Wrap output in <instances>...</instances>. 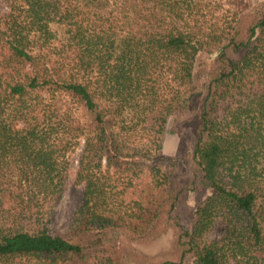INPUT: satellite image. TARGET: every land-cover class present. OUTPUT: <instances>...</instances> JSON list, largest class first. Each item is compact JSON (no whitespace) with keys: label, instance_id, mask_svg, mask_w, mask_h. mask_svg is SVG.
Masks as SVG:
<instances>
[{"label":"trees","instance_id":"1","mask_svg":"<svg viewBox=\"0 0 264 264\" xmlns=\"http://www.w3.org/2000/svg\"><path fill=\"white\" fill-rule=\"evenodd\" d=\"M247 7L0 0V264H124L117 238L148 240L161 215L177 252L148 264H264V11L246 22ZM202 94L186 151L162 154ZM76 152L81 196L52 233Z\"/></svg>","mask_w":264,"mask_h":264},{"label":"rangeland","instance_id":"2","mask_svg":"<svg viewBox=\"0 0 264 264\" xmlns=\"http://www.w3.org/2000/svg\"><path fill=\"white\" fill-rule=\"evenodd\" d=\"M248 7L245 9V20L257 18L264 11V0H246ZM246 24L241 27V37L246 35ZM229 55L235 56L234 53ZM217 64L213 55H200L197 57L194 74L198 82L205 81V75L209 73ZM204 94L193 98L185 115L174 117L176 123H181L179 127L173 129V133L166 136L161 153L167 156L181 157L186 151L184 138L186 133L180 128L190 126L193 128L197 122L200 106ZM77 152L70 156V167L68 176L65 180L62 196L58 203L54 206L51 216L49 228L52 233H62L68 226L72 211L78 203L81 196V186L73 183L74 171L76 168ZM209 193V189L199 188L192 192H186L179 200V206L185 210L184 219L189 222L193 219V208L196 202ZM151 236L148 240H126L121 237L117 238L124 264H148V262L160 260L175 255L177 247L174 242V228L171 223H167L165 216H159L151 225ZM115 236V235H114Z\"/></svg>","mask_w":264,"mask_h":264}]
</instances>
